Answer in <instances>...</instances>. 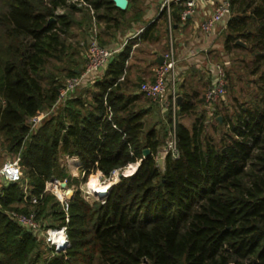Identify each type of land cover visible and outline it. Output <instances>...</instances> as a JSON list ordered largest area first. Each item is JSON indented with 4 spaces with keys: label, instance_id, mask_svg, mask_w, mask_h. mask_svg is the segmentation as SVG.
Instances as JSON below:
<instances>
[{
    "label": "trees",
    "instance_id": "obj_1",
    "mask_svg": "<svg viewBox=\"0 0 264 264\" xmlns=\"http://www.w3.org/2000/svg\"><path fill=\"white\" fill-rule=\"evenodd\" d=\"M127 1L122 10L113 0H0V151L19 155L23 172L20 182L0 183V264H40L35 239L7 210L23 202L21 212L29 214L27 200L37 197L30 205L37 215L49 209L62 220L60 203L43 190L51 178H67L59 161L65 155L80 159L83 179L140 164L110 188L104 203L89 204L74 192L69 246L47 264H264V0H228L225 51L250 55L245 66L257 94L231 114H218V139L205 133L203 114L188 129L169 109L177 153L167 154L160 168L158 130H146L148 114L119 93L128 51L111 60L92 89L31 127V118L57 98L65 80L57 73L68 78L79 69L72 28L93 19L110 34L142 0ZM183 10L171 5L172 27ZM160 20L167 29L166 10ZM157 27L152 23L142 36ZM52 62L58 65L49 69ZM196 96H181L175 118L197 114ZM144 149L150 151L145 158Z\"/></svg>",
    "mask_w": 264,
    "mask_h": 264
},
{
    "label": "built area",
    "instance_id": "obj_2",
    "mask_svg": "<svg viewBox=\"0 0 264 264\" xmlns=\"http://www.w3.org/2000/svg\"><path fill=\"white\" fill-rule=\"evenodd\" d=\"M180 2L181 0L162 1L160 10H166L168 18L167 29L169 32L172 30V24L169 18L171 5L179 4ZM194 6L195 0H186L184 3V10L180 14L181 19L184 20L186 17L190 16ZM229 16V4L226 1L222 2L221 4L216 5L211 16L200 24V29L208 33L217 24L222 23L225 18L227 21ZM122 47L123 45L117 48H110L101 45L97 38L96 30L94 29L86 44V50L83 56L84 63L81 70L77 71L74 76L68 77L64 80L62 86L58 90L57 98L51 109L45 112L37 113V115L32 117L30 120L31 127L33 128L36 124L42 122L46 117L57 112L60 107H63L68 100L73 98L74 94L83 85H93L95 82L101 80L107 66L113 57L120 52ZM175 65L176 60L174 58L173 43L171 41L166 52L163 54V62L156 64L152 69L153 79L151 81L142 82L139 88L142 96L150 102L168 107L172 112L174 120L180 99L174 75ZM212 69L213 74L204 98L205 103L209 106L215 105L222 100L225 95L226 88V77L222 65L214 64ZM108 115L111 116L109 109ZM169 153H177L174 124L170 130L167 144L158 150L155 160L157 162H163L165 156ZM61 161V166L65 169L67 178L63 180L59 178H51L46 181L43 193H53L57 201L60 203L62 210L68 214L69 197L71 196V192L73 194L75 191L79 190L74 186L75 182H73V179L78 180L79 178H83L85 169L77 156L65 155L62 156ZM139 164V161L130 163L123 169L113 171L107 178H102L101 173L98 171H96L94 175L96 180L99 181V186L109 188L112 186L110 178L118 181L122 177L132 176L137 171ZM129 170H131V172ZM22 178L23 172L19 155L7 159L0 169V183H17L20 182ZM88 194H90V196L96 195L98 199L104 198H99L98 194H95L90 189H88ZM27 202L30 205H35L38 202V198L32 197L27 200ZM13 216L15 223H17L23 230L29 231L30 228H33L35 232L39 231L38 229L36 230V226L33 223V219L35 218L34 212L29 214H14ZM68 218L69 216L66 215V223H68ZM46 234L48 235L47 238H45V243L47 244V248L51 249L54 254H59L60 252L65 251V249L69 246L66 224L60 228L50 229L46 232Z\"/></svg>",
    "mask_w": 264,
    "mask_h": 264
},
{
    "label": "crops",
    "instance_id": "obj_3",
    "mask_svg": "<svg viewBox=\"0 0 264 264\" xmlns=\"http://www.w3.org/2000/svg\"><path fill=\"white\" fill-rule=\"evenodd\" d=\"M162 1L149 0L150 7L144 9L140 2L137 8H132L129 12L132 17L126 22L124 30H113L110 34H100L102 41L110 48L123 45L113 59L128 51L123 74L118 80L120 83L119 93L129 101V106L134 110L139 107L140 111H145L146 114H153L154 116L156 113L152 112L151 106L154 103L143 97L139 88L142 82L153 79L152 69L160 63L171 41L176 60L174 75L176 86H178L177 90L180 93L179 101L182 100L181 96H191L193 93L197 94L196 98L201 99L200 91H204L209 85L213 74L212 68L216 60H220L223 54L228 57L232 55L233 51H241V49L234 48L229 52L225 51L226 18L208 33L200 29V24L211 16L214 7L222 2H228V0H195L192 14L184 20L180 17L179 23H175L170 32L164 25L159 26ZM185 2L186 0H181L179 4L184 7ZM152 23H156L158 27L147 37H143L144 30ZM130 25L132 27L129 28ZM245 46L244 44L242 47ZM93 86L94 84L83 85L73 98L83 96V93L88 92ZM195 99L193 101H196ZM156 115L158 117L160 114ZM179 122L188 129L193 124L191 122L190 125H187L181 120ZM76 181L73 179V182Z\"/></svg>",
    "mask_w": 264,
    "mask_h": 264
},
{
    "label": "rangeland",
    "instance_id": "obj_4",
    "mask_svg": "<svg viewBox=\"0 0 264 264\" xmlns=\"http://www.w3.org/2000/svg\"><path fill=\"white\" fill-rule=\"evenodd\" d=\"M149 0H142L141 4L144 8H149L151 3L148 2ZM148 2V3H147ZM162 4V3H161ZM161 9V6H160ZM81 15H77L76 18L78 20H81ZM132 17V15L127 14L126 16V21L123 22V24L117 29V30H124V27L126 25V22H128L130 20V18ZM95 21L92 19L91 21V25L90 24H86V22H83V25L79 26V25H75L71 32L72 37H71V42L72 44L75 46L77 52H78V56L79 58V64L78 66H75L77 69V71H79L84 63V52L86 50V44L87 41L91 35V29H96V33L99 36V41L103 46L109 47V45L105 44L104 41H102V39L100 38V34H102V32L105 31V25L104 24H96L94 23ZM163 25V23H160V27ZM132 27L131 25L129 26V28ZM228 58V59H226ZM228 60V62H226ZM250 61V55L248 53H246L245 51H240V50H236L232 52V55H229L228 57L221 56L220 60H216L215 64H221L223 69H224V74L226 77V88H225V95L223 96L222 100L212 106H209L205 103L204 98H205V93L206 90L208 89L207 87L209 85H207V87L205 88L204 91H200L201 92V99L196 98V102H197V109L196 112L197 114L193 115V116H180L175 118V121H183L184 123H186L187 125H190L191 122L193 123L195 118L198 117L199 115L203 114L204 115V131L207 135L213 136L215 139L219 138V131H216L215 128L216 126V122L220 121L221 118L220 116H218V114H223L224 112L228 111V113H232L233 109L235 107H237L240 104H248L249 100L252 99V97L257 94L256 91V85L252 83L253 80H255V77L249 74V68H247L245 65L249 64ZM58 63L56 62H52L49 69H52L54 66H57ZM60 66H65V64H59ZM76 71V72H77ZM57 76H61L60 80L61 82L66 79L65 77V73H57ZM178 89V86L176 87ZM148 104H151L150 102H148ZM143 105V104H142ZM152 106V112L156 113V114H160L158 117L155 114V116L153 114H148L145 115L143 117V121H144V126L145 129L148 130L150 128H155L156 130H158V136L161 139L162 145L159 149H161L163 146H165L168 142L169 139V133L170 130L172 128V124L173 123H168L167 120V114H168V107H164L163 105L160 104H151ZM143 107V106H142ZM145 107V106H144ZM141 109L138 107V109H135V111H140ZM162 114V115H161ZM216 126V127H215ZM217 130H221V128H217ZM12 158V156L4 153L3 151H0V169L3 165V163L7 160ZM60 164L62 165V161L60 158ZM158 166H160V168H162L163 162L159 161L157 162ZM92 179H94V181L96 182V186H99V181L96 180L95 175L93 173V175H89L86 179L83 178H79L75 183L74 186L77 187L80 192V196L87 201L89 204H92L94 202H101L104 203V199H98V197L95 196H90V194H88V186L90 184V186H92L95 182L91 181ZM111 183L112 186L118 182L115 181L113 179H111ZM107 191V190H106ZM108 192V191H107ZM46 194H49L51 196H54L53 193L51 192H47ZM74 194V193H73ZM73 196V195H72ZM55 198V196H54ZM56 199V198H55ZM36 205V204H35ZM26 204L25 203H15L12 207V209L7 210V213L10 217V219L12 220V222L14 221V214H24L21 212V210L23 209H27L26 208ZM50 207V206H49ZM28 209L29 212H34V207H31L30 205H28ZM47 209V208H46ZM62 209V208H61ZM64 217L62 220H57L56 217H54V214H52V212H50L49 209H47V214L44 216V214L41 215H37L36 212H34L35 214V218L33 219V223L36 226V230L38 229V232H35V230L33 228H30L29 231H27L29 234H31V236L35 239L38 248H36V250L34 252H38L40 253V264H47L48 262L52 261L58 254H54V252H52L51 249L47 248V244L45 243V238H47L46 232L50 229L53 228H60L63 225L67 224L66 223V215L69 216V212H67L68 214H66L64 211ZM70 216L68 218V222H69ZM32 230V231H31ZM25 231V230H24ZM80 262V261H79ZM77 262L76 264H97L96 261H85V262H81L79 263Z\"/></svg>",
    "mask_w": 264,
    "mask_h": 264
},
{
    "label": "water",
    "instance_id": "obj_5",
    "mask_svg": "<svg viewBox=\"0 0 264 264\" xmlns=\"http://www.w3.org/2000/svg\"><path fill=\"white\" fill-rule=\"evenodd\" d=\"M113 1H114V3H115V6L118 7V8H120V9H122V10H124V9L126 8V6H127V0H113ZM236 44H238V45H240V46H244V44H243L241 41H236ZM162 62H163V57H162V60L160 61V63H162ZM149 153H150L149 149H144V150H142V156H143L144 158L147 157V156L149 155ZM111 187H112V186H110V187L107 189V191H109ZM107 191L102 192V194H98L99 198L106 197V195H107V193H108ZM72 195H73V194H72V192H71V196L69 197V199H71Z\"/></svg>",
    "mask_w": 264,
    "mask_h": 264
},
{
    "label": "bare ground",
    "instance_id": "obj_6",
    "mask_svg": "<svg viewBox=\"0 0 264 264\" xmlns=\"http://www.w3.org/2000/svg\"><path fill=\"white\" fill-rule=\"evenodd\" d=\"M129 171L131 172V170H129ZM91 181L95 182L94 179H92ZM95 184H96V182L92 186H90V184H89V189L92 192H94L95 194H102V192H105L108 189V187L104 188L101 186H96Z\"/></svg>",
    "mask_w": 264,
    "mask_h": 264
}]
</instances>
